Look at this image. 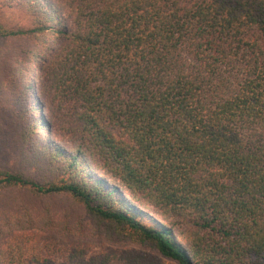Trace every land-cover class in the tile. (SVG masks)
<instances>
[{"label":"trees","instance_id":"1","mask_svg":"<svg viewBox=\"0 0 264 264\" xmlns=\"http://www.w3.org/2000/svg\"><path fill=\"white\" fill-rule=\"evenodd\" d=\"M12 39L0 150L44 175L0 164V195H67L159 256L20 233L0 264H264V0H0Z\"/></svg>","mask_w":264,"mask_h":264},{"label":"rangeland","instance_id":"2","mask_svg":"<svg viewBox=\"0 0 264 264\" xmlns=\"http://www.w3.org/2000/svg\"><path fill=\"white\" fill-rule=\"evenodd\" d=\"M5 16L13 23L26 22L19 12L7 10ZM31 46L25 39L0 41V87L3 92L13 90L5 81L6 70L11 69L17 58ZM41 66V62L28 66L30 72L27 75H37ZM34 113L36 116L40 114L39 118L44 116L40 111ZM40 133H44V130ZM0 164L23 170L38 179L44 175V170L32 160L26 161L20 157L18 148L7 155L0 150ZM20 233H32L41 241H54L62 245L82 244L95 250L130 248L159 256L152 246L140 244L129 230L115 229L99 219L95 220L81 204L67 195L36 196L30 190L21 188L1 194L0 243L4 240L8 242L11 235Z\"/></svg>","mask_w":264,"mask_h":264}]
</instances>
